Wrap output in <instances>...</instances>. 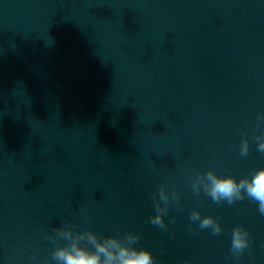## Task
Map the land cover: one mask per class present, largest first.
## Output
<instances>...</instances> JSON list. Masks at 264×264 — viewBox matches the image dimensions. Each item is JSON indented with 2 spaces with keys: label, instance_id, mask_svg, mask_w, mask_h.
<instances>
[{
  "label": "clouds",
  "instance_id": "obj_1",
  "mask_svg": "<svg viewBox=\"0 0 264 264\" xmlns=\"http://www.w3.org/2000/svg\"><path fill=\"white\" fill-rule=\"evenodd\" d=\"M264 118V117H262ZM258 150L264 152V138H257ZM249 152L248 141L245 139L241 145V155L247 156ZM203 185L204 191L214 202L226 200L232 204L235 200L243 199L246 194L251 200L258 203V210L264 214V168L257 170L251 178L244 177L239 181L231 175L218 176L212 171L200 175L193 182V187L199 191ZM178 200L176 192L171 194L166 191V186L161 185L159 189L160 203L156 204L157 214L151 218L153 225L165 227L164 216L167 214L169 199ZM190 219L199 221L201 229L210 228L213 234L222 231L218 219L212 216L201 217L199 211H193ZM248 232L242 226H237L232 232L231 250L239 257L249 245ZM53 239L63 240L66 243L58 246L52 252V258L56 264H154L152 253L144 248L134 245L139 240L138 234L127 233L123 239L117 236H101L93 231H73L72 227L57 228ZM90 245L91 247H88Z\"/></svg>",
  "mask_w": 264,
  "mask_h": 264
}]
</instances>
